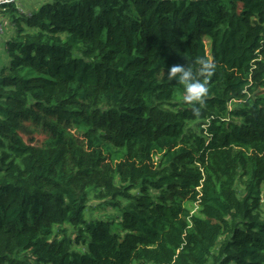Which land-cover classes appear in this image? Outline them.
<instances>
[{"label":"trees","instance_id":"1","mask_svg":"<svg viewBox=\"0 0 264 264\" xmlns=\"http://www.w3.org/2000/svg\"><path fill=\"white\" fill-rule=\"evenodd\" d=\"M1 7L0 264H264V0Z\"/></svg>","mask_w":264,"mask_h":264},{"label":"rangeland","instance_id":"2","mask_svg":"<svg viewBox=\"0 0 264 264\" xmlns=\"http://www.w3.org/2000/svg\"><path fill=\"white\" fill-rule=\"evenodd\" d=\"M19 2L20 5H22V7L25 10H34L38 7V5L40 4L41 0H17ZM2 8L0 6V24H4L7 28L9 27V19L8 16H4L1 12H2ZM8 32H10V30L8 29ZM207 45H208V40H206ZM209 48V45H208ZM0 50V63L3 64H8L10 62V60H7V63H5L6 59H5V55L1 54ZM7 54V53H6ZM8 56V54H7ZM236 103H233V105H235ZM71 131L74 132V130L72 129ZM77 133V132H76ZM44 133H42L40 131V129L33 127L32 128V132L29 133L28 135L23 134L24 139L27 142H34L33 144H37V145H42V141L45 138ZM78 134V133H77ZM238 190L240 191L241 195L243 193V189L242 187H239ZM96 206H93V205ZM93 205L90 202L89 206L87 207L85 213H86V217L87 219H91V217L96 218V219H113L116 218L118 216V214L120 213V211L118 210L117 207H113L111 205L107 206L104 203H101L99 201H93ZM189 206L193 207L192 204H190Z\"/></svg>","mask_w":264,"mask_h":264},{"label":"clouds","instance_id":"3","mask_svg":"<svg viewBox=\"0 0 264 264\" xmlns=\"http://www.w3.org/2000/svg\"><path fill=\"white\" fill-rule=\"evenodd\" d=\"M3 5V4H2ZM197 63L200 65L199 72L201 75H211L212 66L204 58H198ZM169 80H176L185 88L186 95L184 100L187 103H201L204 95L207 93L205 82L197 78L193 67L186 65H173L167 70ZM194 111L198 109L194 107Z\"/></svg>","mask_w":264,"mask_h":264},{"label":"crops","instance_id":"4","mask_svg":"<svg viewBox=\"0 0 264 264\" xmlns=\"http://www.w3.org/2000/svg\"><path fill=\"white\" fill-rule=\"evenodd\" d=\"M1 27L3 29V33L0 34V50H2L1 54L5 55V59H6L5 63H7V60L8 59L10 60V58L6 54L4 39H8L13 34V28L11 27L10 24H9L10 28H7L4 24H0V28ZM8 29L10 30V32H12V34L8 32ZM1 65H4V64L0 63V66Z\"/></svg>","mask_w":264,"mask_h":264},{"label":"built area","instance_id":"5","mask_svg":"<svg viewBox=\"0 0 264 264\" xmlns=\"http://www.w3.org/2000/svg\"><path fill=\"white\" fill-rule=\"evenodd\" d=\"M11 0H0V6L2 5V4H7L8 2H10ZM1 33H3V29H2V27L0 28V34Z\"/></svg>","mask_w":264,"mask_h":264}]
</instances>
